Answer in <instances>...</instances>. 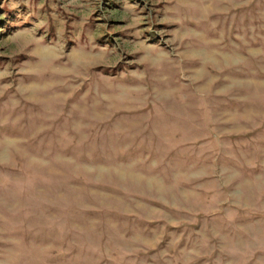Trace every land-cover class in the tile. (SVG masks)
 <instances>
[{
	"label": "rangeland",
	"instance_id": "1",
	"mask_svg": "<svg viewBox=\"0 0 264 264\" xmlns=\"http://www.w3.org/2000/svg\"><path fill=\"white\" fill-rule=\"evenodd\" d=\"M0 264H264V0H0Z\"/></svg>",
	"mask_w": 264,
	"mask_h": 264
}]
</instances>
